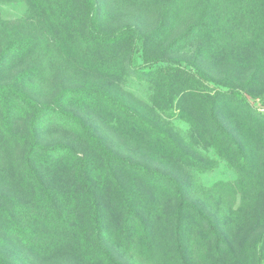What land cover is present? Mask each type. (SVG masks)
<instances>
[{
    "label": "trees",
    "instance_id": "16d2710c",
    "mask_svg": "<svg viewBox=\"0 0 264 264\" xmlns=\"http://www.w3.org/2000/svg\"><path fill=\"white\" fill-rule=\"evenodd\" d=\"M23 1L0 16V264H264V0ZM220 161L234 179L196 184Z\"/></svg>",
    "mask_w": 264,
    "mask_h": 264
},
{
    "label": "rangeland",
    "instance_id": "374dc122",
    "mask_svg": "<svg viewBox=\"0 0 264 264\" xmlns=\"http://www.w3.org/2000/svg\"><path fill=\"white\" fill-rule=\"evenodd\" d=\"M28 13L27 5L23 0H0V16L6 20H19L20 18L26 17ZM136 63L142 64V55H136ZM42 64L48 69L45 60H43ZM15 66L10 67L9 69L2 72V75H8L10 72H13L16 68L17 63L14 64ZM50 65V64H49ZM43 66V67H44ZM42 70V77L47 74V71ZM40 81V80H39ZM41 87V86H40ZM123 89L130 95H132L136 99L148 101L150 96V90L147 88L146 85L140 84L132 78H128L122 84ZM252 103L258 107L261 111H264V105L259 99H251ZM171 120V119H170ZM173 123L175 127H177L180 131H184L187 127L185 122L173 118ZM56 136V131L49 132L48 137L53 139ZM207 154L213 155V153L209 150L206 152ZM7 168V162L5 160L3 151H0V170L1 174H3L4 181H0V187H3L6 191L12 189L11 183L9 185V181L5 179L7 178V172L5 170ZM235 173L229 167L225 165L224 162H221L212 170L205 171V172H194L192 178H194L196 184L202 185V187L207 188L208 186L212 185L214 182L218 180L230 181L234 179ZM207 190V189H206ZM204 194V192H203ZM207 195H205L206 198ZM227 200L228 204L230 203L234 208L239 205V195L233 194L231 191L222 192V198L218 197L216 201L214 198H208V201H212L215 206L221 204H217L219 200ZM224 211V210H223ZM69 249V248H68ZM120 254L122 256H126V259L133 264H153L147 261L144 257L136 252L135 249H120ZM69 255V252L60 250L57 253H50L48 255L41 256L39 261H35L36 258L30 260L32 264H56L62 263ZM155 264V263H154Z\"/></svg>",
    "mask_w": 264,
    "mask_h": 264
}]
</instances>
